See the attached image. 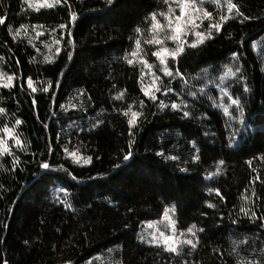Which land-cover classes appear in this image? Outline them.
I'll use <instances>...</instances> for the list:
<instances>
[{
  "label": "trees",
  "instance_id": "trees-1",
  "mask_svg": "<svg viewBox=\"0 0 264 264\" xmlns=\"http://www.w3.org/2000/svg\"><path fill=\"white\" fill-rule=\"evenodd\" d=\"M29 3L0 0V74L12 77L0 85L11 153L0 156V264H264V0H195L204 42L190 47L188 34L168 57L181 75L158 70L156 100L141 91H155L141 57L157 66L149 14L171 5L179 15L174 0ZM226 66L239 71L217 86ZM221 87L239 100L228 115ZM165 215L196 248L172 253L139 238Z\"/></svg>",
  "mask_w": 264,
  "mask_h": 264
},
{
  "label": "snow or ice",
  "instance_id": "snow-or-ice-1",
  "mask_svg": "<svg viewBox=\"0 0 264 264\" xmlns=\"http://www.w3.org/2000/svg\"><path fill=\"white\" fill-rule=\"evenodd\" d=\"M36 2L40 5V7H52L53 5L48 3V0H36ZM65 3H67V0H64ZM112 0H109V3H111ZM174 2L176 3L177 7H179V15H175L174 9L171 5H169L168 7V11L167 12H160L159 14L153 12L150 13V17H151V21L152 24L149 27L148 31L150 33H152L151 39H148L145 41V43L147 44H156V45H161V47L157 50L152 52L153 56H156L157 59L159 60V64H160V71H162L164 73L165 76H180L181 73L179 71H176L175 73H173L169 67H168V57H171L172 60H175L181 53L184 52L185 50V44H186V40H187V36L189 33V25H191V31L192 34L194 36H196L198 39H196L195 41H193L189 46L190 47H196L197 44H201L204 42L205 39V34L203 32H197L195 31L196 28L199 27V25L195 24V20L199 19L200 17L196 15L197 13V8L195 5V0H174ZM56 4L60 3V0H55ZM165 3H168V0H165ZM29 7H32V4L29 3ZM229 10H231L232 8L236 7L235 4L233 3H229L228 4ZM37 11H39V8L36 9ZM157 15H160L162 17H164V23H161L160 20L157 19ZM211 14L208 12H203V16L204 17H209ZM70 16L72 17V19L74 20L76 18V13L75 12H70ZM222 20H226L227 17H222ZM4 22V18L0 17V23ZM23 27V26H21ZM61 28H64L65 26L63 24L60 25ZM215 28L216 32L220 31V24H210L209 25V29ZM141 31L140 28L136 29V32L139 33ZM17 33H19V29L16 30ZM211 35V32H209V36ZM71 33L69 32V44L72 42L71 41ZM165 40H171L176 44V47L173 49H169L167 47H164V41ZM57 43H59V41H57ZM140 48V41L137 40L136 41V50H134L131 55L133 57L138 55V49ZM57 52L60 51V49L58 48L56 50ZM235 56V53L233 54ZM141 60L144 63L145 67L151 68V65H149L147 63V61L143 60V57H141ZM127 63L129 65L133 64V60L132 59H128ZM227 70L224 73V77H233L236 75V72L239 71V68H237L235 71H233L231 68H228L226 66ZM144 74L141 73V76H143ZM224 77H221V81L223 82ZM7 79L9 81L12 80L11 76H8ZM159 77H155V79L153 80V85L152 87L155 89V91H150L149 89H146L144 87H141V91L144 93L145 96L149 97L151 100H156L157 97L155 95V92H159L160 88L155 87L156 84V80H158ZM11 84H4L3 87H10ZM28 87L32 88V91L35 92L36 89L33 87L32 85V81L31 78H29V83H28ZM48 89L45 88L44 91H47ZM247 90V89H246ZM172 91L171 87H166L164 89V92L166 93H170ZM220 91L222 94L224 95H228L227 91L225 88L221 87ZM189 95H193V93L189 92ZM119 98V96L117 97ZM228 99L230 101L231 104L233 105H238L239 104V100L237 99H233L231 96H228ZM35 103V101H34ZM141 104L144 103L143 100L140 101ZM184 104V101H181L179 104L176 102H172L171 103V108L172 109H178L180 108L182 105ZM166 105L164 104V101L161 100L160 101V107L161 109H163ZM61 107L63 108V105H61ZM73 107H75V105H73ZM223 107V111L226 115H228V108L226 106H222ZM129 110H131V105H129ZM239 111L242 113V109H239ZM4 112L3 108H0V113ZM127 114V113H125ZM140 115L139 112H132V118L128 120V124L129 127L131 129L132 125L135 123L136 118ZM183 115L185 117L189 116V112L188 111H184ZM21 121L19 119L16 120V124H20ZM5 133L7 135H11L12 131L10 129L7 128V126H5L4 129ZM15 139V137H14ZM16 144H20V141L18 139L15 140ZM4 141L0 140V145H3ZM5 152H9L7 146L3 147V151H0V156H2ZM9 154H11L9 152ZM160 153H158L159 155ZM69 155H72V153H69ZM131 155V153H129L128 155H126L124 157L125 160H127L129 158V156ZM90 158L85 159L83 162L84 163H88ZM172 159H175V157H172ZM193 160L198 159V157L193 156L192 157ZM220 163H223V161H221ZM42 168L47 169L49 167V165L47 163H44L41 165ZM211 175V173L209 174ZM217 195H219V193L217 192ZM223 198V197H221ZM208 207L214 208L215 205L213 204H207ZM167 211V210H166ZM240 211L242 213H245L247 215V212L244 208H241ZM252 217L256 216L255 212L251 213ZM174 221H170L169 227H173L174 230ZM193 228H195V225L190 226L187 231L192 233L193 235H195V233L192 231ZM200 231H203V229H200ZM181 235H183V233H181ZM160 237L161 240H157V238L155 236H153V239L151 241H148L149 243L152 244H159V243H163L164 244V250L165 251H171L172 253H177L178 252V248L176 247L177 244H187V245H191V247L194 249L196 248V244L193 243V241L191 239H186L184 241H181L179 239V237H176L175 239L172 236H165L163 232L160 233ZM141 240H144V237L141 236L139 237ZM169 241H173V243H169ZM235 251V249H233ZM243 264V262H242ZM247 264H253V262L248 261Z\"/></svg>",
  "mask_w": 264,
  "mask_h": 264
},
{
  "label": "rangeland",
  "instance_id": "rangeland-1",
  "mask_svg": "<svg viewBox=\"0 0 264 264\" xmlns=\"http://www.w3.org/2000/svg\"><path fill=\"white\" fill-rule=\"evenodd\" d=\"M29 1L31 2L32 5L39 6V4L36 2V0H29ZM53 1L54 0H48V3H51ZM195 24H196V20H195ZM188 27H189V33L188 34H192L191 25H189ZM195 31H196V29H195ZM198 32H199V30H198ZM195 39H197V38H195ZM168 41H171V40H168ZM160 67L161 66L159 64V60H158L156 67L152 66V65H151V68L145 67L144 76H145L147 84L153 82L155 77L160 78V76L157 74V71L158 70L160 71ZM7 77L8 76H3L2 74H0V85L8 84L11 82L7 79ZM221 77H224V74ZM221 77L218 78L217 86L222 84V83L228 82L232 78V77H224L223 82H222ZM156 82H158V80H156ZM146 89H147V86H146ZM219 92H220V94H219ZM219 92H217L218 97L216 96V98L218 100L217 104L219 103V100H220L221 105L226 106L228 108L227 105L231 104L229 99H227L226 95L222 94L220 90H219ZM8 137H9V135H6V138H8ZM0 146L3 147V145H0ZM170 221H171V219L167 215L161 217L160 220L149 221V222L144 224L142 230L139 231L140 232L139 235H140V237L143 236L144 241H146V242L151 241L153 239V236H155L157 238V240H161V237H160L161 232H163L165 236H172L175 239L176 237H179V236H178L175 228L173 230V227H169ZM179 239H180V237H179ZM169 243L171 244V243H173V241H169ZM158 245H161L164 247L163 243H159Z\"/></svg>",
  "mask_w": 264,
  "mask_h": 264
}]
</instances>
